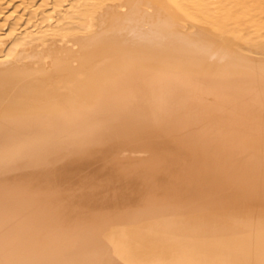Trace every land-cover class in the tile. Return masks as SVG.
I'll return each mask as SVG.
<instances>
[{
	"label": "bare ground",
	"instance_id": "6f19581e",
	"mask_svg": "<svg viewBox=\"0 0 264 264\" xmlns=\"http://www.w3.org/2000/svg\"><path fill=\"white\" fill-rule=\"evenodd\" d=\"M15 1L0 264H264V0Z\"/></svg>",
	"mask_w": 264,
	"mask_h": 264
},
{
	"label": "rangeland",
	"instance_id": "374dc122",
	"mask_svg": "<svg viewBox=\"0 0 264 264\" xmlns=\"http://www.w3.org/2000/svg\"><path fill=\"white\" fill-rule=\"evenodd\" d=\"M15 2H16V1H15ZM15 2L12 3V8H13V7H14V8H13V9L10 8L11 12H9L10 15H8V16H11V14L13 15L14 10L16 9L15 7H16L17 5L20 4V3H19L20 0L17 1L16 3H15ZM17 3H19V4H17ZM13 5H14V6H13ZM9 6H10V5H9ZM10 7H11V6H10ZM37 9H38V8H37ZM29 11L31 12V10H29ZM29 11H24V13H30ZM7 12H8V11H7ZM24 13H23V14H24ZM14 15H15L14 18H13V19L11 18V19H12L11 21L9 20V24H13V23L17 22V21H18V18H17V17H19L21 14H20V13H17V14L15 13ZM15 17H16V18H15ZM6 19H7V17H6ZM6 19H5V17H3V16L1 17V16H0V24H1V26H2V24L4 23V21H5ZM2 22H3V23H2ZM5 23H6V22H5ZM5 23H4V25H5ZM9 24H8V25H9ZM5 29H6L7 32L12 31V29L10 28V25H9L8 27H6ZM0 33L3 34V33H5V32H3V30H2ZM18 33H20V32H18ZM18 35H19V34H18ZM14 41H15V40H13V42H12L10 45H13ZM142 154H143V153H142ZM142 154H141V155H142ZM143 155H144V154H143ZM143 155H142V157H141V156H138V155L136 156V154L133 155V156L144 158V157H147L148 154H145V156H143Z\"/></svg>",
	"mask_w": 264,
	"mask_h": 264
}]
</instances>
